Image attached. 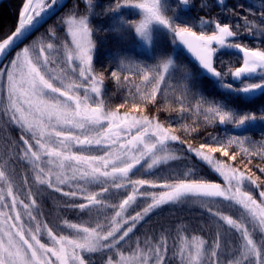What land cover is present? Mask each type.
I'll return each instance as SVG.
<instances>
[{"label":"snow or ice","instance_id":"1","mask_svg":"<svg viewBox=\"0 0 264 264\" xmlns=\"http://www.w3.org/2000/svg\"><path fill=\"white\" fill-rule=\"evenodd\" d=\"M213 4L224 15L187 20L190 0H24L17 26L0 37V264H264V141L209 134L196 145L199 121L182 123L190 115L242 132L264 124V111L231 103L264 96V48L241 42L264 37V10L250 19L256 14L243 4ZM161 37L191 56L195 78L166 44L157 47ZM129 39L153 54L140 60L120 46L96 67L105 40ZM226 53L239 54L240 66ZM203 79L225 98L205 96ZM106 80L122 93L115 106ZM241 154L243 169L231 163ZM256 158L261 175L249 167ZM191 159L222 182L195 164L154 171ZM185 204L198 206L214 231L207 221L145 228L158 210Z\"/></svg>","mask_w":264,"mask_h":264},{"label":"trees","instance_id":"2","mask_svg":"<svg viewBox=\"0 0 264 264\" xmlns=\"http://www.w3.org/2000/svg\"><path fill=\"white\" fill-rule=\"evenodd\" d=\"M174 0H172L173 2ZM196 1V0H194ZM24 0H5L3 2L0 3V37H4L7 34H10L12 30L15 29L16 24H17V20H18V14L20 11V8L23 4ZM76 2V0H69L68 1V6L71 7L72 4ZM103 2L105 3V5L107 4V0H103ZM248 7H246L247 9ZM251 12L255 13V16L249 15L250 19H256L259 16V12L261 10H264V5H262V2L258 4L257 7L254 8H250ZM83 5H81L80 11L83 12ZM63 11H67V9H64ZM63 11L58 13V15L56 17H53L52 19H50L48 21L47 24H45L43 27L40 28L39 33H36V35H39L40 33H43L46 31V29L50 26V25H54L56 24L58 18L60 15H63ZM96 11H100V9H96ZM129 11V10H126ZM195 12V9H190V11L185 14L183 13V18L184 17H188V18H192L194 17L193 13ZM201 14V16H205L206 18H212V17H218L221 15H224L223 13L220 12L219 8H215V7H211L208 9H203L202 12H199ZM246 15H248V12H245ZM200 16H198L197 18H199ZM132 18H138V17H132ZM103 19V18H100ZM106 33H97L96 36L98 38H105L106 37ZM161 44H166V52L167 54L169 52H173L175 49L172 50L173 44L168 41L165 40L164 37H161L159 39V43L157 45V47L159 48V46ZM123 46V47H127L130 52L134 55H137L138 58H142V60H144L146 57L151 56L152 50H151V54L148 55L146 53H141V52H137L136 48H135V43L133 40L129 39L125 42H123V44H117L113 41H109V40H105V46L103 48H101L100 52L98 53V62L96 64V67L98 69L101 68V65L103 66H108V59H107V54L109 51H115L118 47ZM177 62L178 60L180 61V63H178L177 65H182V66H186V67H191L193 69H196V67L194 66V64L190 63V61L186 58V56H184L181 53L180 49H177ZM175 53V54H176ZM159 53L157 52V55ZM152 61L149 60V63H151ZM204 82H206L204 80ZM105 85L106 88L108 90V94L109 96L112 98L111 99V104L113 106H115L116 104H119L122 102V93L117 91L115 82L113 81H105ZM203 94L205 96H207L209 99H216V100H222L224 99V94L222 92V90H209L207 88H204L203 90ZM233 107H236L237 110L241 111V112H251V113H255L257 116L261 115L262 111H264V100L263 99H252L249 101H245V100H241V99H233V101L231 102ZM165 116L167 115H175L174 113H165ZM164 117L162 116L161 119H163ZM194 120H198L199 121V127H198V134H194L196 135V139L194 140V143L199 144L201 142H203L208 136L209 134L212 135V131H217L218 135L221 137L226 136L227 132L224 129L219 128V126L216 127H212L209 125H205L203 122V118L202 117H195V116H186V118L182 121V123L185 124H189L192 125ZM259 123V121H257ZM236 134H241V135H247L249 136L253 141H264V126L261 125V128H259L258 130H256L253 133H246V132H241V133H236ZM232 151H238V149L233 148ZM241 154L240 156H238L237 161L235 162H231L233 163L235 166H238L240 168H244V165L240 163V160L242 158ZM216 158L217 159H223L219 153L216 154ZM257 164H261V161L259 160V158H256L253 160V164L249 165V167H252L253 171L256 172L257 175H261L258 171L257 168L254 167V165ZM261 166H264V164H261ZM198 170V173L202 176H205L206 178L216 181V182H221V180L209 169H207L206 166H201L200 170Z\"/></svg>","mask_w":264,"mask_h":264},{"label":"rangeland","instance_id":"3","mask_svg":"<svg viewBox=\"0 0 264 264\" xmlns=\"http://www.w3.org/2000/svg\"><path fill=\"white\" fill-rule=\"evenodd\" d=\"M136 48L139 50V51H143L145 53H149L150 52V48H148L147 46H144V45H135ZM175 49L172 53H176L177 52V49H178V46H173ZM150 54V53H149ZM175 58L177 57L176 54H172ZM137 57V55H136ZM138 58V57H137ZM140 60H142V58H138ZM177 60V59H176ZM229 129L232 128L231 125L228 126ZM232 131V129H231ZM227 135L231 134L229 130H227ZM194 143V141H193ZM196 144V143H194ZM198 145V144H196ZM198 161L194 160V159H191V160H177V161H170L168 165H163L161 166L160 169H156L154 170L156 172L157 175H160V176H166L168 175V173L172 170H176V171H183V170H186V166H191L192 164H197ZM204 166L208 168L207 165L203 164ZM211 170V169H209ZM214 173V172H213ZM222 182V178H220L216 173H214ZM46 199V203L43 205L44 207V211L46 213H50L52 215L55 214L56 212V207L54 205L53 208L49 207V208H45L46 206L48 207V203H50V198H45ZM178 208L175 209V208H171L170 210H166L162 213L160 212H157L155 214V218H152L151 217V220L148 221V223L145 225V228H150V227H153L155 225V223L157 221L159 222H163V223H176V222H184L185 224H189L190 226H195L199 223H203L204 221H207V227L209 228V230L211 231H214L215 229V225L211 222V220L208 219V217L205 215H201V210L198 208V206L196 205H192V204H185V205H177ZM47 209V210H46ZM226 211H230L232 213L235 212V210H228V209H225ZM61 212V215H66L67 218L69 219H74V214L72 213H64V211L61 209L60 210ZM153 216V215H152ZM155 222V223H153ZM141 231H144V229H141Z\"/></svg>","mask_w":264,"mask_h":264},{"label":"flooded vegetation","instance_id":"4","mask_svg":"<svg viewBox=\"0 0 264 264\" xmlns=\"http://www.w3.org/2000/svg\"><path fill=\"white\" fill-rule=\"evenodd\" d=\"M204 2H207L209 4V6H210L209 8H211V7L218 8V7H216L213 4V0H196V1L190 0V3H191L192 6L189 9H185L183 13L187 14L190 11V9H195V12L193 13L194 17H192V18H188V17L187 18L186 17L183 18L182 17V18L183 19H187V20H197L198 19L197 17L198 16H201V14L199 12H202V9H201L200 5L202 3H204ZM225 2L227 4V7L228 8H232L233 5H237V4H243L245 6V8L246 7H248V8L257 7L258 4L261 3V2H262V5H264V0H225ZM173 6L174 7L176 6L175 5V0L173 1ZM164 39L171 42V37H164ZM261 40H264V37H256V38H253V37L247 36V35H244V36L241 37V42L245 43L249 47H257L258 46V47L264 48V43H261ZM173 46H178V45H173ZM178 49H180L181 50V53L184 56H186V58L188 59V57H187V55L185 53V50L182 47H180V46H178ZM172 54H175V53H171V52L168 53V55H172ZM176 55H177V53H176ZM223 59L231 61L233 68L239 67L240 66V63L242 62L240 60V58H239V54H236V53H231V54L226 53L223 56ZM175 60H176V58H175ZM178 63H180V61L178 60V62H177V60H176V64H178ZM179 66H182V65H179ZM182 67L184 69H186L188 72H191L192 75H193V78L196 77V75H197V69H193L191 67H186V66H182ZM181 75H182L181 72H177L175 74V77L176 78L172 81L173 84H175L177 82V80L180 79ZM204 80L206 82H204ZM229 80H230V78H229ZM202 85H203L202 91L204 90V88H207L209 90H220L218 87H216L215 85H213L211 81H209L207 79H203L202 80ZM256 98H258V99L260 98V99H263L264 100V96H257V97H255L253 99H256ZM193 103H194V101H193ZM261 125L264 126V124H258L256 122V126L253 127L250 131H248L246 133H253V132H255L256 130H258L259 128H261ZM227 130H229V129H227ZM233 130L234 129L232 127V131ZM230 133L233 134V132H231V131H230ZM212 135H218V132L217 131H212ZM197 163H198V165L196 164L197 169L200 170L201 166H204V165L201 162H197ZM50 201L51 202L48 203V207L46 206L45 208H49V207L53 208L54 207L55 203H54L53 199L50 198ZM171 208L177 209L178 206H165L162 210H158L157 212L162 213V212H164L166 210H170ZM154 216H155V214L152 216V218H155ZM153 223H155V222H153Z\"/></svg>","mask_w":264,"mask_h":264},{"label":"water","instance_id":"5","mask_svg":"<svg viewBox=\"0 0 264 264\" xmlns=\"http://www.w3.org/2000/svg\"><path fill=\"white\" fill-rule=\"evenodd\" d=\"M3 1H5V0H0V3L3 2ZM68 1H69V0H68ZM187 55L189 56L188 53H187ZM189 58L192 59L191 56H189ZM236 130H240V129H236Z\"/></svg>","mask_w":264,"mask_h":264}]
</instances>
